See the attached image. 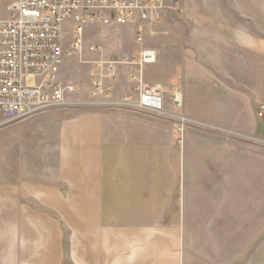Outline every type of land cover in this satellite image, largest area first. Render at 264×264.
I'll return each mask as SVG.
<instances>
[{
	"label": "crops",
	"instance_id": "crops-1",
	"mask_svg": "<svg viewBox=\"0 0 264 264\" xmlns=\"http://www.w3.org/2000/svg\"><path fill=\"white\" fill-rule=\"evenodd\" d=\"M158 14L125 24L135 51L63 61L84 109L4 133L0 264H264V0H183ZM177 27L178 53L164 58ZM149 49L144 80L179 85L196 124L180 143L169 121L119 108L133 93L125 66L88 95L96 59Z\"/></svg>",
	"mask_w": 264,
	"mask_h": 264
},
{
	"label": "built area",
	"instance_id": "built-area-1",
	"mask_svg": "<svg viewBox=\"0 0 264 264\" xmlns=\"http://www.w3.org/2000/svg\"><path fill=\"white\" fill-rule=\"evenodd\" d=\"M183 0H11L10 15L0 19V127L22 121L53 108H79L71 96L77 87L60 78V68L69 50L61 45L63 25L70 21L71 49L81 54L84 19L89 24L125 25L156 20L162 10L182 12ZM100 52L99 45L87 46ZM154 50L138 54H114L93 62L89 96L101 95L98 75L115 80L117 67L125 66L132 94L119 108L163 121H169L180 135L196 124L182 113L179 88L168 92L159 84L148 83L142 75L145 64L154 63ZM168 93L169 105L164 99ZM85 106V105H84ZM264 115V102L258 116Z\"/></svg>",
	"mask_w": 264,
	"mask_h": 264
},
{
	"label": "rangeland",
	"instance_id": "rangeland-1",
	"mask_svg": "<svg viewBox=\"0 0 264 264\" xmlns=\"http://www.w3.org/2000/svg\"><path fill=\"white\" fill-rule=\"evenodd\" d=\"M84 26H83V42H82V48H81V54H79L74 48H70L71 46V30H72V24L70 21L65 22L63 25V35H62V41L61 45L63 48H69V53L66 54L64 57V60L70 59L73 60L75 65L74 67H89L90 64L87 61V57L84 55L85 53L90 54L87 51V46L91 45L93 43L97 44L101 48V53L104 55L105 54H111V53H118V52H128L126 50H136L137 44L131 40L130 38V27L128 25H116V24H110L109 25H98V24H89L87 21V18L84 20ZM127 28V29H126ZM161 30V29H159ZM176 36L174 37L173 42H167V53L164 55V58L170 57L173 58L177 55L178 53V48H179V43H180V34L184 32V29L182 27H177L172 30ZM90 55H95V54H90ZM179 88V85H174L172 88ZM171 88V89H172ZM181 91V90H180ZM77 94H73L71 96V99L77 100L76 97ZM89 95V94H88ZM79 102V101H78ZM164 102H168V99L165 98ZM167 104V103H166ZM79 108H53L49 109L45 112L48 111H53V110H64V109H84L86 105L82 102L78 104ZM108 112H114L113 110H107ZM42 112V113H45ZM40 113V114H42ZM38 115V114H37ZM17 123V122H16ZM15 125V123H12ZM12 124L6 125L3 127H0V183L4 180V170L6 161H8V156L7 151H6V146H4V133L8 131L9 127L13 126ZM196 126V125H195ZM198 127V125H197ZM181 137V136H180ZM181 139V138H180ZM177 142L178 141L177 138ZM13 152L11 151V165L13 162ZM7 159V160H6ZM9 169H7L8 171Z\"/></svg>",
	"mask_w": 264,
	"mask_h": 264
}]
</instances>
